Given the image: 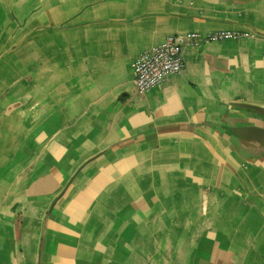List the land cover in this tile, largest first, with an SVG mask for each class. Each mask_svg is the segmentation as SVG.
Segmentation results:
<instances>
[{"label":"crops","instance_id":"0c3cea01","mask_svg":"<svg viewBox=\"0 0 264 264\" xmlns=\"http://www.w3.org/2000/svg\"><path fill=\"white\" fill-rule=\"evenodd\" d=\"M183 49L139 94L132 62ZM264 0H0V264H264ZM255 137V138H254Z\"/></svg>","mask_w":264,"mask_h":264},{"label":"built area","instance_id":"2783aa9c","mask_svg":"<svg viewBox=\"0 0 264 264\" xmlns=\"http://www.w3.org/2000/svg\"><path fill=\"white\" fill-rule=\"evenodd\" d=\"M255 39L254 34L218 31L202 35L189 33L170 37L164 44L147 50L132 62L134 82L139 94H146L164 83L169 77L181 74L185 69L183 49L187 45L197 46L209 42Z\"/></svg>","mask_w":264,"mask_h":264},{"label":"water","instance_id":"95a60500","mask_svg":"<svg viewBox=\"0 0 264 264\" xmlns=\"http://www.w3.org/2000/svg\"><path fill=\"white\" fill-rule=\"evenodd\" d=\"M243 110L251 111L253 114L260 116L264 119V109H261L259 107L255 106H249V105H240L239 106ZM248 132H251L252 135H254L260 144L264 142V129L259 128H252V129H246ZM254 137V138H255Z\"/></svg>","mask_w":264,"mask_h":264}]
</instances>
